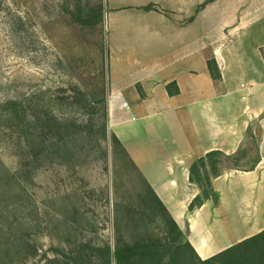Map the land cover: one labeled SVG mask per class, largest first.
Returning a JSON list of instances; mask_svg holds the SVG:
<instances>
[{"label":"crops","instance_id":"0c3cea01","mask_svg":"<svg viewBox=\"0 0 264 264\" xmlns=\"http://www.w3.org/2000/svg\"><path fill=\"white\" fill-rule=\"evenodd\" d=\"M160 2H152L159 8L154 23L121 35L120 44L110 20L108 124L208 259L264 231V0H213L192 20L177 4ZM253 126L260 131L256 168L224 169L213 180L219 202L190 211L200 192L190 181L192 161L210 151L235 154Z\"/></svg>","mask_w":264,"mask_h":264},{"label":"rangeland","instance_id":"374dc122","mask_svg":"<svg viewBox=\"0 0 264 264\" xmlns=\"http://www.w3.org/2000/svg\"><path fill=\"white\" fill-rule=\"evenodd\" d=\"M106 1L82 0L84 5L104 7L103 21L92 30L73 22L68 11L73 0H0V104L75 84L94 99L102 71L109 67V23L116 21L114 34L120 44L121 35L133 36L137 27L154 23L159 16L158 11L131 7L156 0ZM160 1L167 9L177 4L188 20L200 11L195 4L198 0ZM62 113L69 117L84 114L75 109ZM7 124L0 114V174L15 171L19 164L16 136H11ZM259 137L258 127L253 126L245 147L251 158L257 154ZM10 186L5 191L0 183V264H35L43 256H56L57 249L72 248L83 237L115 247L116 202L127 204L130 193L136 195L138 188L135 170L116 161L111 150L107 158L95 150L91 157H81L74 164H46L34 181L25 183L26 192L19 197ZM72 212L78 223H73ZM151 227L160 232L155 224ZM121 231L130 239L135 228L121 224ZM26 233L35 235L29 238ZM29 239L39 248L36 258L27 255V246L16 248L21 240ZM7 249L11 255L6 254Z\"/></svg>","mask_w":264,"mask_h":264},{"label":"trees","instance_id":"16d2710c","mask_svg":"<svg viewBox=\"0 0 264 264\" xmlns=\"http://www.w3.org/2000/svg\"><path fill=\"white\" fill-rule=\"evenodd\" d=\"M211 1L200 4L198 10ZM73 2V7L68 8L73 22L92 30L101 24L105 12L102 4L91 7L84 5L82 0ZM142 9L159 10L154 3ZM262 53L264 55V48ZM208 68L214 80L221 78L215 59L208 60ZM101 75V86L94 92V99L75 84L70 88L34 92L22 99H10L0 104L1 119L8 123L13 134L11 136H16V154L19 158L15 171L7 170L0 174V183L5 191L11 185L10 189L19 197L26 192L25 183L34 181L36 173L46 164H74L81 157H91L95 150L102 151L105 158L111 150L116 161L130 166L137 175L136 195L128 191L130 202H116L118 234L115 247L108 243L95 244L83 237L77 239L72 248L57 249L56 256H43L35 264H42L43 260H46L45 264H264V231L208 259L198 255L189 240V232L181 229L120 139L110 132L107 71L103 70ZM175 85L170 83L167 86L170 93H173L172 87ZM64 109H75L77 114H84L69 117L62 113ZM251 130L252 127L248 135H251ZM87 139L90 143H87ZM94 140L95 143L91 144ZM89 144L93 146L88 148ZM256 151L255 158L249 156L245 147L232 155L210 151L192 161L189 167L190 181L199 187L200 192L191 201L189 210L199 209L209 200L217 204L219 194L214 189L213 180L226 168L254 170L261 159L258 142ZM73 221L78 223L75 215ZM152 223L160 232L154 231ZM121 224L135 228L130 239L122 233ZM31 235L26 233L29 238ZM22 246H27V255L31 258L39 255V248L30 239L25 243L21 240L16 248ZM6 254L11 255V251L7 249Z\"/></svg>","mask_w":264,"mask_h":264}]
</instances>
